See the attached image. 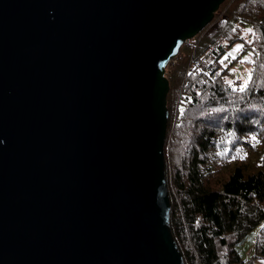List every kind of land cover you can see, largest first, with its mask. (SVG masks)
<instances>
[{"label": "water", "instance_id": "1", "mask_svg": "<svg viewBox=\"0 0 264 264\" xmlns=\"http://www.w3.org/2000/svg\"><path fill=\"white\" fill-rule=\"evenodd\" d=\"M223 0H0V264H184L165 69Z\"/></svg>", "mask_w": 264, "mask_h": 264}, {"label": "trees", "instance_id": "2", "mask_svg": "<svg viewBox=\"0 0 264 264\" xmlns=\"http://www.w3.org/2000/svg\"><path fill=\"white\" fill-rule=\"evenodd\" d=\"M194 36L165 73V137L189 143L170 180L164 162L165 185L174 188L168 227L184 264H250L264 258V0L221 1ZM237 44L244 47L236 58L224 60ZM249 54L251 79L240 91L244 81L229 79L228 70ZM215 148L224 150L216 162L208 158ZM216 171L222 177L212 188L205 179ZM256 227L243 258L237 245Z\"/></svg>", "mask_w": 264, "mask_h": 264}, {"label": "rangeland", "instance_id": "3", "mask_svg": "<svg viewBox=\"0 0 264 264\" xmlns=\"http://www.w3.org/2000/svg\"><path fill=\"white\" fill-rule=\"evenodd\" d=\"M195 37L197 36H194L191 39L190 38L187 39L184 43H188L190 46H192L193 43L196 42ZM230 52H232V48H230ZM174 62L175 60L171 59V61L167 64L165 73H167V71L170 69L171 66L173 67ZM232 69H235V71L233 72ZM246 69L247 67L244 63L236 62L235 64L230 65V69L228 70L229 73L227 77L233 80H235L236 78H240L243 81L248 80V71ZM197 126H198V123L195 124L194 133H195V130L197 129ZM174 139H175V135L167 134V136L165 137L166 142L165 140L163 142L164 146H163V156L162 157L164 158V162L166 165L165 173H166L167 179L169 180L171 178L170 174L172 172L170 167H172V165L175 164L176 162L177 164H179L178 162L179 160L181 161L184 160V156L186 154V148H188L189 146V143L186 141L179 142V141H175ZM223 153H224V150H222L221 148H215V151L209 154L208 158L211 160L213 159L216 162V160H218V158H220ZM220 177H222V171H216L213 173V175H211L210 177H208V179H205V180H207L208 181L207 184H209V186L213 188V187L218 186L217 181H219ZM167 189H168V194H170V196L172 197V195L174 194L173 185L169 184ZM256 232H257V227L253 231L251 230L247 235H245L241 244L237 245V248H239V252L241 253L243 258L249 253V249H251L252 241L254 239L253 236H255ZM250 264H264V258H258L257 260H255L254 262Z\"/></svg>", "mask_w": 264, "mask_h": 264}, {"label": "snow or ice", "instance_id": "4", "mask_svg": "<svg viewBox=\"0 0 264 264\" xmlns=\"http://www.w3.org/2000/svg\"><path fill=\"white\" fill-rule=\"evenodd\" d=\"M234 30H235V29H234ZM246 31H249V32H250V31H252V29H247ZM243 47H244V46H243L242 44H237V45L235 46V48L233 49V51L230 52V53H228V54L224 57V60H227L229 57H231L232 59H235L236 56L234 55V53H236V52L242 50ZM250 57H251V54H249L248 56H245L244 59L241 60L240 62H241V63H244V62H246V61H249V60H250ZM222 63H223V61H222ZM232 71L234 72L235 69H232ZM250 79H251V74L249 73V79H248V80H245L244 83H243V85L240 86V88H239L240 91H244V90H245V88L247 87V85H248ZM227 82H228L229 84H232V83H233L232 81H227ZM252 139L255 140L256 137L253 136ZM240 158L243 159L244 157L241 156ZM233 159H235V157H233Z\"/></svg>", "mask_w": 264, "mask_h": 264}, {"label": "built area", "instance_id": "5", "mask_svg": "<svg viewBox=\"0 0 264 264\" xmlns=\"http://www.w3.org/2000/svg\"><path fill=\"white\" fill-rule=\"evenodd\" d=\"M198 62V59H196L195 61H194V64H196Z\"/></svg>", "mask_w": 264, "mask_h": 264}]
</instances>
